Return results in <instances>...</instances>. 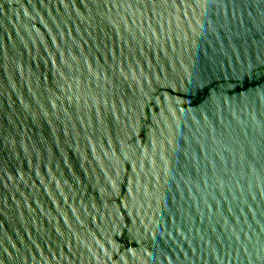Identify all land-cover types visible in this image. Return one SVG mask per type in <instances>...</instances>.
<instances>
[{"label":"water","instance_id":"1","mask_svg":"<svg viewBox=\"0 0 264 264\" xmlns=\"http://www.w3.org/2000/svg\"><path fill=\"white\" fill-rule=\"evenodd\" d=\"M0 264H264V0H0Z\"/></svg>","mask_w":264,"mask_h":264}]
</instances>
